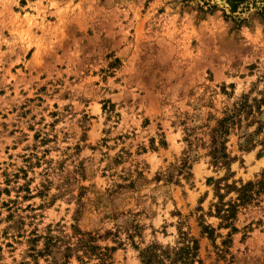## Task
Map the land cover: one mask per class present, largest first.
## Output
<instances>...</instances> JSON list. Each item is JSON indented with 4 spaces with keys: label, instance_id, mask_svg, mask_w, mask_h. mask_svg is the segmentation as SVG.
<instances>
[{
    "label": "rangeland",
    "instance_id": "obj_1",
    "mask_svg": "<svg viewBox=\"0 0 264 264\" xmlns=\"http://www.w3.org/2000/svg\"><path fill=\"white\" fill-rule=\"evenodd\" d=\"M262 172L264 0H0V264H264Z\"/></svg>",
    "mask_w": 264,
    "mask_h": 264
},
{
    "label": "trees",
    "instance_id": "obj_2",
    "mask_svg": "<svg viewBox=\"0 0 264 264\" xmlns=\"http://www.w3.org/2000/svg\"><path fill=\"white\" fill-rule=\"evenodd\" d=\"M228 3L232 8H237L243 4H246L252 0H221ZM244 106L240 107L232 114L227 115L218 123V129L214 131V134L218 137L222 133H226L225 125L230 122V124H235V118L242 112ZM224 131V132H223ZM212 149V160L214 163H219L227 159L225 154V148L223 143L219 144L216 139L213 141ZM219 190L220 188L217 187ZM224 189L227 191H234L236 197L233 201H229L227 204H222L216 208L217 215H220V219L225 222L232 220L237 213L239 207H243L251 203L255 197L264 195V172H262L255 182H248L240 187L236 188L235 186H224ZM221 204V203H220ZM80 235V234H78ZM185 243L182 247L173 248L169 250H162L158 246H150L143 250L140 253V259L142 264H164L166 261H169V264H193L196 257V244L194 242L184 239ZM81 243L82 240H79Z\"/></svg>",
    "mask_w": 264,
    "mask_h": 264
}]
</instances>
